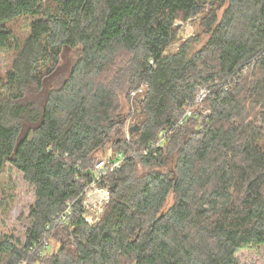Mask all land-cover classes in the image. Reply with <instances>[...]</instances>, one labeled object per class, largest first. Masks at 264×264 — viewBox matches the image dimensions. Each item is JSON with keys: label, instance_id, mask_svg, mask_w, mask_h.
Wrapping results in <instances>:
<instances>
[{"label": "trees", "instance_id": "16d2710c", "mask_svg": "<svg viewBox=\"0 0 264 264\" xmlns=\"http://www.w3.org/2000/svg\"><path fill=\"white\" fill-rule=\"evenodd\" d=\"M199 13L202 46L166 51L176 21ZM23 15L36 16L30 35L7 78L0 67V172H23L36 200L24 246L0 242L2 264H238L239 251L264 247V0H0V54L16 45L6 23ZM72 48L81 55L67 71ZM143 83L130 143L116 128L118 90ZM199 85L211 112L197 106L176 125ZM114 129L106 158L125 162L107 174L110 200L91 225L83 192ZM163 129L179 150L168 170L169 146L152 145ZM132 145L161 169L135 176ZM69 202V222L48 229ZM46 232L60 249L39 256Z\"/></svg>", "mask_w": 264, "mask_h": 264}, {"label": "rangeland", "instance_id": "374dc122", "mask_svg": "<svg viewBox=\"0 0 264 264\" xmlns=\"http://www.w3.org/2000/svg\"><path fill=\"white\" fill-rule=\"evenodd\" d=\"M206 9H208V7ZM223 10L224 7L219 10L220 15L222 14ZM201 16L202 13H199L189 18L186 22L180 19L177 20L176 24L177 26H180L178 34L179 38L173 44H171L166 51L175 52L179 49L183 42L191 39L193 40L189 48L191 52H194L200 46H202V44L208 38V34L200 26V19L202 18ZM35 19L36 16L23 15L6 23L8 28H10V30L13 32L16 45L12 49L2 51L0 54V67L4 78H7L8 73L13 70V64L15 63L21 47L24 45L25 41L30 35L31 23ZM80 55V48H72L67 51L66 57L61 60L65 61L67 71L69 70L70 66L77 61ZM121 63L123 62L120 61V64ZM63 80L64 77L57 79L56 82ZM120 81L121 77L118 79V82ZM128 88L129 86H127L124 90H118L120 106L122 105L125 110V121L123 122L121 128H116L120 129L119 134H121V137L131 143V140H134L135 132L131 133L130 127L134 125L139 118L137 113L143 101V96L139 98H131L130 91L132 89L128 91ZM7 96L8 94L6 93L2 98L0 97V105ZM196 110H202V115L204 116L211 112L209 108L203 105L198 106ZM202 115L199 120H194L200 129L204 124V118ZM115 134L117 133L114 129L106 146L98 152L100 159L102 160L103 158L106 160L105 170L107 174L109 172H113L117 168H120L125 162V158L121 159L120 157L116 163H108L110 158H106L115 150V145L112 143V136ZM170 140L168 141L167 139L164 143L167 148L169 146L167 150V159L163 167L164 170H168L170 167L174 168V157L179 151L177 148H173ZM135 147L137 149H134L132 145L131 153L132 156L135 155V158L133 159L135 176H141L149 173L153 168L161 169V167L155 166L156 164L143 163L140 158V152H142V150H140V147L136 145ZM170 152L173 153L171 154ZM35 200L36 194L34 185L24 178L23 172L19 171L10 163H7L5 168L0 172V242L3 240H11L19 248L24 246L27 238V230L31 226V219L29 217L30 206L35 202ZM174 202L175 195L173 192H171L164 207L168 209ZM72 243H74L73 237H70L68 246H71V248L73 247ZM59 249L60 243L53 238L51 240L50 248L48 249L49 256L56 254ZM236 257L238 264H264V247L241 250L237 253ZM2 263L3 257L0 256V264Z\"/></svg>", "mask_w": 264, "mask_h": 264}, {"label": "built area", "instance_id": "2783aa9c", "mask_svg": "<svg viewBox=\"0 0 264 264\" xmlns=\"http://www.w3.org/2000/svg\"><path fill=\"white\" fill-rule=\"evenodd\" d=\"M148 84L143 83L137 88H134L130 91L131 98H139L144 96L145 90ZM210 93L209 86L199 85L197 92L195 94V99L192 103H189L184 106V110L180 115V118L176 125L184 124L190 117L196 116L195 107L202 103L205 98ZM171 129H163L160 131L158 139L152 144L153 146H161L165 142L166 138L170 134ZM118 156V158H116ZM124 159L125 156L123 153L115 155L114 159H110L108 163H116L117 160ZM106 160L102 159L95 165V177L90 180L83 192V202H84V219L89 224L96 223L100 215L103 213L106 204L110 200V188L108 187V181L106 180L107 172L105 170ZM104 181V184L101 182ZM72 202H69L65 209L61 211L54 219L52 226H48V229L54 228L60 224H67L69 222L70 216L72 214ZM47 233V232H46ZM44 233V235L32 245V251L38 253L39 256H43L47 253L50 248L51 242L49 233ZM37 261H31L25 259L21 264H37Z\"/></svg>", "mask_w": 264, "mask_h": 264}, {"label": "water", "instance_id": "95a60500", "mask_svg": "<svg viewBox=\"0 0 264 264\" xmlns=\"http://www.w3.org/2000/svg\"><path fill=\"white\" fill-rule=\"evenodd\" d=\"M138 127H139V125L132 126L131 129H130V132H133V131L137 130Z\"/></svg>", "mask_w": 264, "mask_h": 264}]
</instances>
